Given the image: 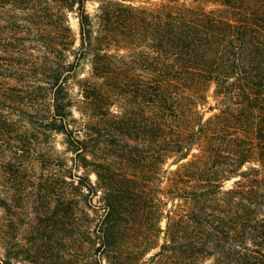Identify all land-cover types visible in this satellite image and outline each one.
Here are the masks:
<instances>
[{"label":"trees","instance_id":"trees-1","mask_svg":"<svg viewBox=\"0 0 264 264\" xmlns=\"http://www.w3.org/2000/svg\"><path fill=\"white\" fill-rule=\"evenodd\" d=\"M11 135L99 199L89 264H264V0H0Z\"/></svg>","mask_w":264,"mask_h":264},{"label":"rangeland","instance_id":"rangeland-1","mask_svg":"<svg viewBox=\"0 0 264 264\" xmlns=\"http://www.w3.org/2000/svg\"><path fill=\"white\" fill-rule=\"evenodd\" d=\"M96 7L92 2L86 5L90 14ZM70 23L77 33L73 17ZM15 146L12 135L0 144V264L7 260L11 264H89L94 249L92 206H100L99 199H89L84 207L77 203L75 191L66 189V197L73 201L64 223L61 139L39 145L42 162L35 161L39 156L25 143L18 146L19 152Z\"/></svg>","mask_w":264,"mask_h":264}]
</instances>
